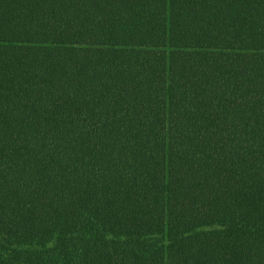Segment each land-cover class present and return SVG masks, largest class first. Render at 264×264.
I'll list each match as a JSON object with an SVG mask.
<instances>
[{
  "label": "trees",
  "instance_id": "trees-1",
  "mask_svg": "<svg viewBox=\"0 0 264 264\" xmlns=\"http://www.w3.org/2000/svg\"><path fill=\"white\" fill-rule=\"evenodd\" d=\"M0 264H264V0H0Z\"/></svg>",
  "mask_w": 264,
  "mask_h": 264
}]
</instances>
